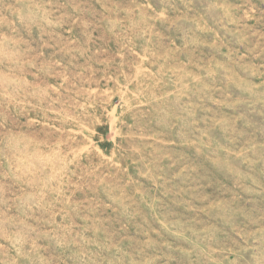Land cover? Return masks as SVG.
I'll use <instances>...</instances> for the list:
<instances>
[{
  "label": "rangeland",
  "instance_id": "1",
  "mask_svg": "<svg viewBox=\"0 0 264 264\" xmlns=\"http://www.w3.org/2000/svg\"><path fill=\"white\" fill-rule=\"evenodd\" d=\"M0 264H264V0H0Z\"/></svg>",
  "mask_w": 264,
  "mask_h": 264
}]
</instances>
